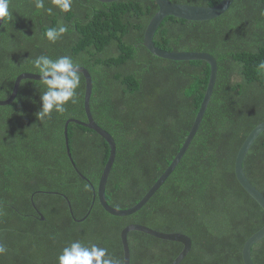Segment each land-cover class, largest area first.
<instances>
[{"label":"trees","instance_id":"1","mask_svg":"<svg viewBox=\"0 0 264 264\" xmlns=\"http://www.w3.org/2000/svg\"><path fill=\"white\" fill-rule=\"evenodd\" d=\"M215 6L221 0H170ZM8 0L0 27V99L10 97L16 78L39 74L34 60L70 56L89 71L90 108L95 122L116 142L107 186L110 206L136 205L171 164L187 138L210 78L205 61H173L154 56L143 45L155 0H71L61 11L53 0ZM48 9H51L49 13ZM65 26L55 42L46 29ZM167 51L208 53L218 65L214 92L201 126L171 176L138 212L109 214L94 192L108 160V143L76 123L87 121L85 78L75 103L63 113L38 119L42 81L23 80L15 100L0 106V264H58L73 242L106 248L123 264L122 230L141 224L156 231L185 234L192 249L181 264H244L245 242L264 226L263 208L242 188L235 159L244 140L264 122V0H234L209 21L166 17L154 36ZM249 181L264 194V132L244 163ZM34 195V196H33ZM33 196V203L31 197ZM38 211L45 217L41 220ZM131 264H171L179 242L139 231L128 234ZM254 264H264V239L252 248Z\"/></svg>","mask_w":264,"mask_h":264},{"label":"water","instance_id":"2","mask_svg":"<svg viewBox=\"0 0 264 264\" xmlns=\"http://www.w3.org/2000/svg\"><path fill=\"white\" fill-rule=\"evenodd\" d=\"M97 1L102 3H109L117 0H97ZM155 2L158 5V11L155 13V15L148 23V26L144 33L143 45L150 51L151 54L162 59L173 60V61H205L206 63H208L210 66V78L203 101L197 112V115L195 117V120L193 122V125L191 127V130L187 138L185 139L179 152L172 160L171 164L166 168V170L161 174L159 179L154 183V185L149 189V191L145 194V196L136 205L128 209H123V210L117 209L110 206L106 198L107 182L116 160V154H117L116 142L109 132H107L105 129L100 127L95 122L92 116L91 108H90V101L93 90L92 77L87 69L79 66L80 73L83 74L85 78L84 110L86 113L87 121H80L73 118L68 119L66 121L64 125V136H65V144H66V151L68 154V158L72 163V166L74 167L76 172L84 180L89 182V180L84 175H82L78 170L70 152L69 139H68V126L70 123H76L83 127L94 130L108 143L110 153L108 160L105 164L104 170L101 174L97 190H95L93 186V192H94L93 202L86 216L79 220L76 219L74 217L71 204L70 202H68L70 213L75 221L82 222L89 216L97 198L101 206L109 214L114 216L126 217L141 210L150 201V199L154 196V194L161 188V186L166 182V180L171 176V174L174 172L176 167L181 162L182 158L187 152L189 146L191 145L196 133L198 132L201 126V123L203 121L209 103L211 101L218 76V65L216 59L208 53L163 50L155 45L154 36L157 29L159 28V26L166 17L172 16L188 21H209L223 15L231 7L234 0H221L215 6H210V7L195 6V5L183 4V3H173L170 0H155ZM3 21L4 18L3 20H0V27L2 26ZM27 79L41 81L40 80L41 77L39 74L29 73V72L20 74L15 80L14 87L10 97L5 100L0 99V106H7L11 104L15 100L19 92L21 82ZM263 132H264V122L258 124L244 140L235 159V175L242 188L264 210V194L249 181L243 167L244 160L250 148ZM33 196L31 197L32 203H33ZM38 214L41 216V220H45V217L39 211ZM131 231H139L151 235L158 239L181 243L183 245V249L171 264H181L192 249V240L190 237H188L185 234H181L177 232L165 233V232L156 231L145 225L130 224L126 226L121 232V241L123 246V264H131V251L128 242V234ZM262 239H264V226L260 230L255 232L252 236H250V238H248V240L245 242L242 249V259L244 264H254L252 260V248L257 242H259Z\"/></svg>","mask_w":264,"mask_h":264},{"label":"clouds","instance_id":"3","mask_svg":"<svg viewBox=\"0 0 264 264\" xmlns=\"http://www.w3.org/2000/svg\"><path fill=\"white\" fill-rule=\"evenodd\" d=\"M61 11L67 12L71 9V0H53ZM37 8H44L43 0H35ZM51 13V9H48ZM8 15V0H0V20ZM67 32L65 26L46 29V37L55 42L61 35ZM34 68L38 71L42 84L45 88L40 95L42 107L37 113L38 119L43 120L50 117L53 112L63 113L65 105L69 102L75 103L76 90L80 86V67L70 56H61L52 59L41 55L34 60ZM264 70V62L258 65ZM7 249L0 244V254ZM59 264H118L109 254L106 248L97 245L85 246L80 242H73L65 247L58 257Z\"/></svg>","mask_w":264,"mask_h":264}]
</instances>
